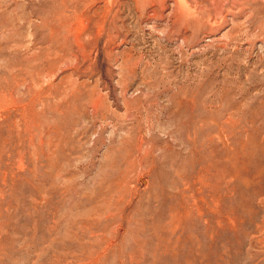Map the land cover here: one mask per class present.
<instances>
[{
  "label": "rangeland",
  "instance_id": "1",
  "mask_svg": "<svg viewBox=\"0 0 264 264\" xmlns=\"http://www.w3.org/2000/svg\"><path fill=\"white\" fill-rule=\"evenodd\" d=\"M115 1L0 0V264H264V0Z\"/></svg>",
  "mask_w": 264,
  "mask_h": 264
},
{
  "label": "bare ground",
  "instance_id": "2",
  "mask_svg": "<svg viewBox=\"0 0 264 264\" xmlns=\"http://www.w3.org/2000/svg\"><path fill=\"white\" fill-rule=\"evenodd\" d=\"M58 1L63 5L72 4L76 8L75 13L73 14V17L75 19L72 22L67 23L66 21L67 16H65L63 21L62 19H60V21L62 22L58 24V26L61 27V23H62L63 30L61 31L60 28H57L58 26H56V28L53 30V34L57 35V38H58L57 40L59 42V45L63 46L64 41L67 38H70V39L73 38L75 39L74 41L76 43L78 42L81 45V41L84 37V34L86 33V31H88L86 28V24H84L86 21L88 23H91V22L96 23L98 30L95 33L96 38L94 39H95V43L98 44L100 39L105 35L104 33L107 30V22L109 20L111 21V18H112L111 16H113V10L115 8L116 1L115 0H58ZM148 1L152 4L153 2L157 1L159 2V5L158 7L155 6L152 12L147 14L146 16H148L149 18L163 17L164 13L162 10L165 7V0H148ZM171 11L173 12V10ZM178 11L174 10V14L172 15V17H176ZM143 15H145V13H142V16ZM65 26H66V29H65ZM89 34L91 35L92 33L90 32ZM91 103L94 107L95 106L98 107V105L101 102L100 101L98 102V100L94 99L93 101H91Z\"/></svg>",
  "mask_w": 264,
  "mask_h": 264
}]
</instances>
